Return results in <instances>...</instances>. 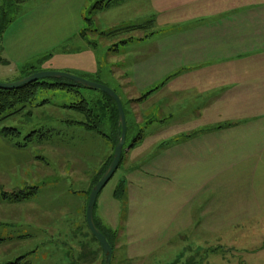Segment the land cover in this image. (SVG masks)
<instances>
[{"label": "rangeland", "instance_id": "1", "mask_svg": "<svg viewBox=\"0 0 264 264\" xmlns=\"http://www.w3.org/2000/svg\"><path fill=\"white\" fill-rule=\"evenodd\" d=\"M106 1L0 0L2 10L11 7L0 34V83L62 73L106 86L120 97L128 124L124 160L99 194L95 210L114 234L112 264H264V160H239L242 154L224 148L217 163L205 164L203 157L169 166V151L158 144L145 150L151 137L168 141L173 136L171 123H184L170 118L184 107L183 98L170 102L175 100L168 92L171 70L148 68L159 57L137 64L138 52L129 44L157 29L135 16V1H126L122 11L118 0L101 13L93 11ZM142 26L146 28L136 29ZM85 29L87 38L82 37ZM119 29L123 31L106 36ZM77 92H42L33 105L0 123V131H20V137L4 138L12 147L28 143L24 162L0 172L2 197L38 189L28 203L0 209V238L5 240L0 264L21 257L30 264H103L86 209L93 180L114 152L109 106L117 104L100 91L82 87ZM43 101L49 103L39 107ZM83 101L95 119L64 108ZM122 178L127 184L119 201L114 193ZM83 201L87 204L81 210ZM192 207L200 213L190 222ZM30 233L34 237L24 238Z\"/></svg>", "mask_w": 264, "mask_h": 264}, {"label": "crops", "instance_id": "2", "mask_svg": "<svg viewBox=\"0 0 264 264\" xmlns=\"http://www.w3.org/2000/svg\"><path fill=\"white\" fill-rule=\"evenodd\" d=\"M126 1H135V16L157 29L129 44L138 52L137 64L159 57L148 68L171 70L168 92L175 100L170 102L182 97L184 103L170 115L184 123H171L173 136L168 141L151 137L145 150L158 144L169 151V166L203 157L205 164L217 163L224 148L242 154L239 160H264V0H118L119 11L126 9ZM23 151L0 136V172L21 165ZM86 204H80L81 210ZM15 205L23 203L5 201L0 192V209ZM197 212L192 207L187 220Z\"/></svg>", "mask_w": 264, "mask_h": 264}, {"label": "trees", "instance_id": "3", "mask_svg": "<svg viewBox=\"0 0 264 264\" xmlns=\"http://www.w3.org/2000/svg\"><path fill=\"white\" fill-rule=\"evenodd\" d=\"M113 2H112V0H108L106 2H100L99 4H97L93 8V11L95 13H101V12L105 11L106 9H108ZM4 12H5V10L2 11V15L5 14ZM2 19L3 20L0 22V34L3 32V28L5 27L6 23L8 22V17H3ZM86 22L90 25L93 24V21L91 19L87 20ZM144 28H146V26H142V27L136 28V29H144ZM127 29L134 30L133 27H130ZM122 31L123 30H121V29L116 30V31H112V32L106 34V36H114L116 34H119ZM87 32H89L88 29H85L82 32L83 38H87ZM94 32H96V31H94ZM50 80H53L55 82L54 83L50 82ZM62 80H64V79H62ZM62 80L48 79V80H42L39 82H35L32 84L26 85V86H23V87L18 88V89H13V90H1L0 89V123H1V121H5L9 118L14 117L15 115L23 112L25 109H27L28 107L33 105V103L37 99V96L42 92L64 91V92L69 93V94H71V93L79 94V92H77V89L82 88L81 86H79L73 82H70L68 80H64V82H62ZM150 94H151V92H150ZM104 95L110 101H114L108 95H106V94H104ZM48 103H49L48 101H43V102L39 103L38 106L39 107L44 106ZM109 107H110V112H111V116H112L113 126L115 127V131H114L115 135L114 136H116V137H115V139H113L114 140V142H113L114 143V145H113L114 149L113 150L115 151V147L118 144V141L120 138L121 127H120V122H119V113H118L117 106L115 109L112 105ZM64 108L73 109V110H75L81 114H84L87 119H90V120L95 119L94 115H93V111L90 109V106H89L87 101L80 102L79 104L72 105L70 107L64 106ZM125 113H126V111H125ZM29 114L31 115V113H29ZM126 119H127V116H126ZM78 125H83L86 128L91 129L93 131L97 129L96 126H90L88 124L78 123ZM127 128H128V124H127ZM34 135H36L35 132L30 134L29 136H27L26 141L30 142L33 139ZM141 135L142 134H140L138 136V138L134 141V143L130 146V148L136 147L135 143H138V141H140L139 139H140ZM0 136L3 138H16V137H20L21 133L17 129L4 128L0 131ZM109 140L112 141V139H109ZM27 146H28V143H26L24 145L17 144L14 147L19 148V149H25ZM113 159H114V152H113L112 156L109 158V160L107 161V163L104 165V167L95 176V178L93 180V184L91 186V189L89 190V195H90L92 189L95 187V185L101 179L103 174L107 171V169L111 165ZM123 160H124V151L122 154V159H121V163L119 165V168L121 167ZM119 168H118V170H119ZM117 171H116V173H117ZM126 184H127L126 179H122L119 182V187H118L119 190L114 193L115 199H117L119 201L122 200L123 195L125 193L124 187ZM37 191H38V189H33V191L31 193L18 192V193L10 194V195L7 193H4L3 198L5 201L7 200V201L12 202V203H19V202H23V201H26V200L33 198L37 194ZM96 206H97V204H96ZM95 210H96V207H95ZM94 220H95V224H96L97 228L107 237L111 246L113 247V250H115L114 234L112 233V231L110 229L106 228L98 220V218L95 216V211H94ZM4 242H5V240L0 238V244H3ZM97 244L99 245L98 242H97ZM99 247H100V245H99ZM100 249H101V247H100ZM101 251H102V249H101ZM8 264H30V262L25 261V257H21V258L17 259V261H15L13 263H8ZM103 264H105V255H104V259H103Z\"/></svg>", "mask_w": 264, "mask_h": 264}, {"label": "water", "instance_id": "4", "mask_svg": "<svg viewBox=\"0 0 264 264\" xmlns=\"http://www.w3.org/2000/svg\"><path fill=\"white\" fill-rule=\"evenodd\" d=\"M48 79H54V80H68L70 82H73L81 87L89 88L92 90L100 91L106 95H108L111 99H113L118 108L119 113V122H120V138L118 141V144L115 147L114 151V159L107 169V171L103 174L101 179L98 181V183L95 185V187L92 189L90 193L89 202L87 205L86 210V221L87 226L91 232V234L95 237L97 242L99 243L104 255H105V264H112L113 256H114V250L111 246L109 240L107 237L97 228L94 220V211L97 204V199L103 188L109 183V181L114 177L116 171L119 168V165L121 163L122 154L124 147L127 142V119H126V113L122 104V101L120 97L110 88L95 84L92 82L85 81L81 78H77L75 76L69 75V74H62V73H53V72H42L37 73L29 76L28 78H25L24 80H21L19 82H16L14 84H2L0 83V89L1 90H13L18 89L23 86L39 82L42 80H48Z\"/></svg>", "mask_w": 264, "mask_h": 264}, {"label": "flooded vegetation", "instance_id": "5", "mask_svg": "<svg viewBox=\"0 0 264 264\" xmlns=\"http://www.w3.org/2000/svg\"><path fill=\"white\" fill-rule=\"evenodd\" d=\"M4 10H5V12H4L5 14L2 15L3 10H2L1 5H0V22L3 20L2 19L3 17H9V11H11V7L8 10L7 9H4Z\"/></svg>", "mask_w": 264, "mask_h": 264}]
</instances>
